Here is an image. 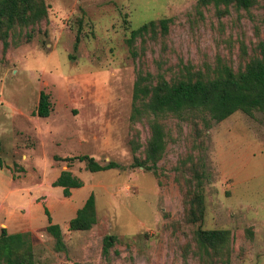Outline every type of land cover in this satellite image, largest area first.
<instances>
[{
  "label": "rangeland",
  "instance_id": "obj_1",
  "mask_svg": "<svg viewBox=\"0 0 264 264\" xmlns=\"http://www.w3.org/2000/svg\"><path fill=\"white\" fill-rule=\"evenodd\" d=\"M43 2L40 20L15 24L5 39L0 29V167L37 195L41 223L22 231L30 233L34 264H264V109L218 122L204 110L156 116L165 143L156 168L130 167L134 156H146L153 118H130L135 81L153 87L162 79L213 80L224 68L243 72L263 59L264 0L248 8L199 0ZM161 18L169 19L166 33L156 23L128 41L132 29ZM40 91L49 95L47 117L35 114ZM82 154L122 167L90 172L83 161L55 159ZM62 170L83 182L69 196L52 186ZM197 181L203 209L195 217ZM90 193L96 222L70 230ZM44 208L60 226L62 249L45 229ZM199 229L229 234L206 247ZM105 235L114 237L106 253Z\"/></svg>",
  "mask_w": 264,
  "mask_h": 264
},
{
  "label": "trees",
  "instance_id": "obj_2",
  "mask_svg": "<svg viewBox=\"0 0 264 264\" xmlns=\"http://www.w3.org/2000/svg\"><path fill=\"white\" fill-rule=\"evenodd\" d=\"M201 4L214 5L234 3L237 7L248 8L254 0H199ZM46 14L43 0H0V29L3 38L7 36V30L15 24L26 25L30 22L40 20ZM168 18L157 21L151 20L143 23L136 29H132L128 41H132L137 34L149 31V28L160 26L161 31H168ZM79 37L76 36L74 47L77 46ZM7 47L4 40L3 48ZM140 78V79H139ZM134 84L133 104L131 119L153 116L149 120L150 138L147 142L146 156L143 160L133 157L130 167H143L146 170L156 168V162L164 151V131L156 116L167 114L183 115L184 112L204 110L215 122L221 121L233 112L241 110L250 114L254 109H264V55L263 59H255L248 63L243 72L235 74L230 68H224L223 74L213 80H190L181 79L170 83L164 79L150 87L141 85L139 77ZM51 107L49 95L44 91L39 92L38 104L35 114L39 117H47ZM207 126L210 124L206 123ZM1 143V142H0ZM1 146V144H0ZM63 159L68 165L72 160L85 163V168L90 172L103 171L122 167L118 162L109 160L100 163L93 156L82 154L70 156ZM151 162V165L146 163ZM1 166V162H0ZM83 182L77 176L72 175L69 170H62L58 177L52 182V186L62 188L64 196L71 194V189L78 188ZM201 182L197 181V192L192 200L190 214L202 216L203 196ZM48 224L46 231L53 236L57 248L64 247L60 226L52 222L49 210L44 208ZM195 217L192 220H196ZM96 222L95 201L93 193L85 199L83 205L76 210L75 216L69 219L70 230H87ZM227 230H202L196 231V238L200 245L215 247L218 243L225 242L228 238ZM112 235L103 238V252L106 253L113 243ZM0 264H34L32 244L29 232L8 233L5 228L0 232Z\"/></svg>",
  "mask_w": 264,
  "mask_h": 264
},
{
  "label": "crops",
  "instance_id": "obj_3",
  "mask_svg": "<svg viewBox=\"0 0 264 264\" xmlns=\"http://www.w3.org/2000/svg\"><path fill=\"white\" fill-rule=\"evenodd\" d=\"M3 171H8L9 176H3ZM0 173V232L1 228L8 233L27 231L36 222L41 223L42 213L36 201L37 195L31 194L28 187L24 188V182L14 177L8 168L0 167Z\"/></svg>",
  "mask_w": 264,
  "mask_h": 264
}]
</instances>
